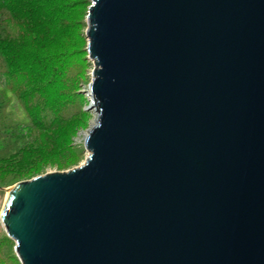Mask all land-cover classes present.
I'll return each instance as SVG.
<instances>
[{
    "label": "water",
    "instance_id": "1",
    "mask_svg": "<svg viewBox=\"0 0 264 264\" xmlns=\"http://www.w3.org/2000/svg\"><path fill=\"white\" fill-rule=\"evenodd\" d=\"M88 156L8 189L21 264H264V0H91Z\"/></svg>",
    "mask_w": 264,
    "mask_h": 264
},
{
    "label": "trees",
    "instance_id": "2",
    "mask_svg": "<svg viewBox=\"0 0 264 264\" xmlns=\"http://www.w3.org/2000/svg\"><path fill=\"white\" fill-rule=\"evenodd\" d=\"M44 14L53 16L60 27H66L59 0H0V33L7 18L30 23L29 30L33 20L50 24V16L45 20ZM57 50L60 49L40 51L0 35V68L5 78L0 91V186L38 174L53 155L48 145L51 134L82 114V103L73 92V56ZM4 92L12 93L24 118L14 117L8 110ZM39 136L46 139L38 142ZM13 245L0 231V264H21Z\"/></svg>",
    "mask_w": 264,
    "mask_h": 264
},
{
    "label": "rangeland",
    "instance_id": "3",
    "mask_svg": "<svg viewBox=\"0 0 264 264\" xmlns=\"http://www.w3.org/2000/svg\"><path fill=\"white\" fill-rule=\"evenodd\" d=\"M59 3L63 8L64 16L62 19L66 25L65 28L57 25L56 21L54 22V18H52L53 16H50L54 13H50L47 17L45 14L43 15L45 20L50 16V24H45L43 20L39 22L33 20L32 24L34 25L31 24L30 30V23H25L22 19L19 21L7 18L3 27H1L4 34L0 33V35L6 36L7 39L14 38L15 40H20L23 43H28L34 49H40V51L41 49H45L47 52H51L50 50L60 49L57 51H66L73 56V63L70 66V70L75 73L73 92L76 93L82 103V114L51 134L53 136L50 138L48 145L54 156L52 155L50 160L44 163L43 169L31 178L47 172L67 171L84 163L88 156V153L84 150V141L89 130L96 124L98 117L94 109L91 108L89 84L92 77L93 63L88 58V40L85 35L87 14L91 0H59ZM58 28L62 30L57 31ZM74 65L76 69H74ZM2 71L3 68H0V91H3L2 89L5 85ZM3 94V100L7 102L8 110L13 116L24 118V111L13 98L12 93L4 92ZM45 139L39 136L37 141L42 143ZM62 144L63 146H61ZM27 179L30 178L23 180ZM19 181L22 180H15L0 186V214L8 189ZM0 231L7 235L1 219ZM12 247L15 251V242Z\"/></svg>",
    "mask_w": 264,
    "mask_h": 264
},
{
    "label": "built area",
    "instance_id": "4",
    "mask_svg": "<svg viewBox=\"0 0 264 264\" xmlns=\"http://www.w3.org/2000/svg\"><path fill=\"white\" fill-rule=\"evenodd\" d=\"M89 95H90V92H89ZM91 99V98H90Z\"/></svg>",
    "mask_w": 264,
    "mask_h": 264
},
{
    "label": "bare ground",
    "instance_id": "5",
    "mask_svg": "<svg viewBox=\"0 0 264 264\" xmlns=\"http://www.w3.org/2000/svg\"><path fill=\"white\" fill-rule=\"evenodd\" d=\"M86 137H87V135H86Z\"/></svg>",
    "mask_w": 264,
    "mask_h": 264
}]
</instances>
